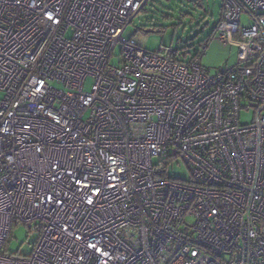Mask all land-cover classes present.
Instances as JSON below:
<instances>
[{
    "label": "built area",
    "instance_id": "obj_1",
    "mask_svg": "<svg viewBox=\"0 0 264 264\" xmlns=\"http://www.w3.org/2000/svg\"><path fill=\"white\" fill-rule=\"evenodd\" d=\"M146 2L0 0V264H264V0L214 73L122 36Z\"/></svg>",
    "mask_w": 264,
    "mask_h": 264
},
{
    "label": "rangeland",
    "instance_id": "obj_2",
    "mask_svg": "<svg viewBox=\"0 0 264 264\" xmlns=\"http://www.w3.org/2000/svg\"><path fill=\"white\" fill-rule=\"evenodd\" d=\"M147 0L145 6L127 25L122 33L125 38L133 37L140 46L156 50L160 45L178 50L185 58H191L199 51L200 63L208 72L214 73L236 63L237 39L230 35L221 38L217 26L221 20L223 0ZM164 15L168 17L165 18ZM247 17L241 14L240 22ZM120 44L115 49L110 62L118 63ZM89 80L85 88H89ZM56 84V83H55ZM0 92V97H1ZM251 112H243L241 121L248 122ZM169 168L175 178L188 180L190 172L181 161ZM37 234L29 232L23 225L15 226L8 238L7 252L18 256H28Z\"/></svg>",
    "mask_w": 264,
    "mask_h": 264
},
{
    "label": "trees",
    "instance_id": "obj_3",
    "mask_svg": "<svg viewBox=\"0 0 264 264\" xmlns=\"http://www.w3.org/2000/svg\"><path fill=\"white\" fill-rule=\"evenodd\" d=\"M194 2H195L196 4H198L199 6L202 5L201 0H194ZM145 4H146V3H145ZM144 6H145V5H144ZM144 6H143V7H144ZM143 7L141 8V10L143 9ZM220 9L222 10V6H221ZM164 17L167 18L168 16H167V15H164ZM195 54H198V55H199V51L196 52Z\"/></svg>",
    "mask_w": 264,
    "mask_h": 264
}]
</instances>
